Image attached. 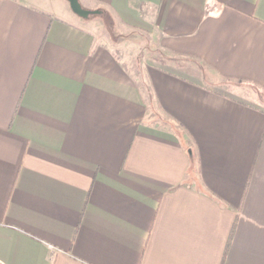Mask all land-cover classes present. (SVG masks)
Masks as SVG:
<instances>
[{
    "label": "crops",
    "instance_id": "1",
    "mask_svg": "<svg viewBox=\"0 0 264 264\" xmlns=\"http://www.w3.org/2000/svg\"><path fill=\"white\" fill-rule=\"evenodd\" d=\"M56 2L0 0V264H264V108ZM80 2L264 94V0Z\"/></svg>",
    "mask_w": 264,
    "mask_h": 264
},
{
    "label": "rangeland",
    "instance_id": "2",
    "mask_svg": "<svg viewBox=\"0 0 264 264\" xmlns=\"http://www.w3.org/2000/svg\"><path fill=\"white\" fill-rule=\"evenodd\" d=\"M32 1L38 3L42 7L49 8L47 7L49 6V0ZM55 4L53 7L60 14L64 13L63 15H66L67 18H69V16L72 18H79V15L72 11L67 0H57ZM64 10H67L68 13L65 14L66 12H64ZM87 20L98 22L97 33L99 38L102 40L107 39L119 46V48H121L120 53L129 58L140 70L146 68L151 62L160 63L166 67L184 66L185 68H189L184 70L185 72L200 77L207 85L222 91H231L234 92V94H237V92H245L246 94H243L244 96L250 94L251 99L257 105L264 108V94L257 91L255 87L240 81L225 80L215 74V72L201 60L176 56L165 51L159 45L157 37L147 31L119 27L105 12L100 15L91 14Z\"/></svg>",
    "mask_w": 264,
    "mask_h": 264
},
{
    "label": "water",
    "instance_id": "3",
    "mask_svg": "<svg viewBox=\"0 0 264 264\" xmlns=\"http://www.w3.org/2000/svg\"><path fill=\"white\" fill-rule=\"evenodd\" d=\"M67 1L69 2L72 11L76 13L77 15H79L80 17L88 18L91 14L100 13V10L98 9L91 10V9L84 8L80 0H67Z\"/></svg>",
    "mask_w": 264,
    "mask_h": 264
},
{
    "label": "trees",
    "instance_id": "4",
    "mask_svg": "<svg viewBox=\"0 0 264 264\" xmlns=\"http://www.w3.org/2000/svg\"><path fill=\"white\" fill-rule=\"evenodd\" d=\"M229 246H230V241L227 244L226 251H228Z\"/></svg>",
    "mask_w": 264,
    "mask_h": 264
}]
</instances>
